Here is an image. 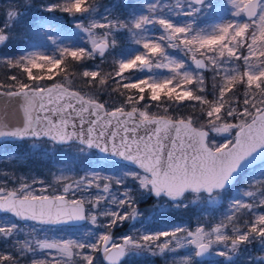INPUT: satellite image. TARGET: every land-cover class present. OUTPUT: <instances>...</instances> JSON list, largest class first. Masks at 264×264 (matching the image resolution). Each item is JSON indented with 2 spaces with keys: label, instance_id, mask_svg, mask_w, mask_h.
Wrapping results in <instances>:
<instances>
[{
  "label": "snow or ice",
  "instance_id": "6c2138e0",
  "mask_svg": "<svg viewBox=\"0 0 264 264\" xmlns=\"http://www.w3.org/2000/svg\"><path fill=\"white\" fill-rule=\"evenodd\" d=\"M32 3L23 0L24 6ZM227 3L233 17L246 19L224 20L225 6L217 0H177L175 11L149 3L147 14L127 20L112 16L109 9L101 14L99 0H41L37 6L50 15L38 21L36 32L55 46L56 54L0 56V67L22 68L21 75L31 81L13 74L0 82V96L23 101L20 121L5 125L8 130L0 128V137L78 143L81 152L98 151L102 168L110 161L122 167L107 175L94 170L75 179L61 176L58 194L37 191L36 181L11 189L0 184V216L48 226L88 221L97 229L83 239H40L33 228L31 239L16 241L13 252H0V264H125L133 256H167L182 249L189 251L179 259L173 255L172 264H231L242 246L258 242L264 247V191L245 192L252 202L234 199L224 218L228 223L221 221L210 231L200 225L194 230L177 225L155 232L116 231L141 217L137 205L145 196L176 209L198 202L215 205L242 169L264 162V0ZM203 12L215 14L218 22L199 27ZM56 13L72 18L69 23L75 34L83 35L84 46H61L62 28L49 23ZM20 15L18 7L7 12L12 23L0 26V46H7L8 29ZM181 16L188 19L173 18ZM157 26L159 35L152 31ZM122 33L134 47L121 48ZM170 49L187 60L174 57ZM109 57L113 70L104 72ZM97 58L100 64L90 68L87 62ZM33 69L47 75H34ZM54 72L64 73L61 82L54 81ZM206 72L212 73V99ZM76 79L87 93L65 86ZM44 80L52 83H38ZM103 94L110 100H103ZM113 96L117 99L111 100ZM153 107L163 114H153ZM172 108L176 116L169 115ZM182 108L191 113L199 109L206 123L184 115ZM154 208L164 210L162 204ZM241 209L249 219L242 228H229ZM17 231V223L0 226V237ZM209 257L223 260L211 262ZM257 259L264 264V256Z\"/></svg>",
  "mask_w": 264,
  "mask_h": 264
},
{
  "label": "rangeland",
  "instance_id": "374dc122",
  "mask_svg": "<svg viewBox=\"0 0 264 264\" xmlns=\"http://www.w3.org/2000/svg\"><path fill=\"white\" fill-rule=\"evenodd\" d=\"M20 0H0L1 7H10L9 11H14V5ZM33 8L36 11L33 13L26 14L25 17L19 19L24 27L27 28L28 36L21 37L17 44V51L15 54H11L8 57H16L26 51H36L43 52L47 55H55L56 49L45 37L37 35L36 25L38 21L45 16L50 14H44L42 10L37 6L41 0H33ZM217 2L223 3L225 6L224 20L233 19H246V17L235 18L231 15L233 11L231 5L227 3V0H217ZM149 3H158L160 5H166L167 8H172L176 10L177 0H144L141 6L136 9L129 10V16L122 17L120 19L127 20L130 19L132 14H147V5ZM99 12L101 14H107L105 9H109L111 15L117 17L114 12V5L111 0H99ZM8 11V12H9ZM44 15V16H43ZM65 14L57 13L51 16L49 23L56 27L59 25L62 28L58 39L61 41V46L78 44L84 46L83 35L75 34L70 23H66ZM70 17V16H69ZM119 18V17H118ZM176 20H187V17H173ZM99 19V16H97ZM72 18L70 17L69 21ZM18 20L15 22L20 23ZM218 22V18L215 14L211 15L210 24ZM200 27V26H199ZM202 27V26H201ZM13 30L14 28L11 27ZM156 35L161 34L159 27H155L152 30ZM32 35V36H29ZM73 35H77L78 39H74ZM126 35V36H125ZM33 37V38H31ZM125 37L128 34L122 33L120 36L121 48L134 47L130 42H125ZM15 38V36H13ZM18 36L16 37V39ZM39 41L42 42L39 46L32 47L29 41ZM73 40V41H72ZM45 43V44H43ZM170 53L177 58L185 59L182 53L176 50H169ZM112 62V57L108 58ZM100 63V59L91 61L88 65L90 68H94L95 65ZM47 67V66H46ZM161 75H168L167 71L164 69L156 70ZM138 76H142L143 73H136ZM206 83L207 90L212 91V73L206 72ZM72 87V86H71ZM243 88V87H241ZM77 89V88H76ZM209 99H212L209 98ZM186 103V102H185ZM231 122V121H227ZM216 139L218 142H223L222 136L217 135ZM54 142L47 139L46 145L42 143H31L30 146L33 150H37L36 158L28 157L26 154L22 155L16 152L8 151L0 154V184L6 185L9 189L13 187H19L21 182L36 183L33 185L34 188L39 191L41 188H45L48 191L45 194H58V189L60 188L61 182L58 180L61 176H69L72 178H79L86 172L91 171H101L102 174H111L113 168L122 167V165L116 162H107L106 168H102L99 164L101 159L100 154L95 150H86L81 152L80 146L76 144H60V147L54 146ZM35 145V146H34ZM3 156L5 158H3ZM255 166V167H254ZM250 167L249 169L243 170L237 177L236 181L233 183L231 188L222 194L219 203L215 205H208L203 202H198L197 204L190 205L188 208H172L167 205L165 201H158L157 198L153 196H145L140 200L137 205L138 210L142 213L141 217L137 220L125 221L124 224L116 229L120 234H133L137 232H155L161 229H171L177 225L184 226L188 229L194 230L198 225L205 227L207 231H210L221 221L228 223L224 218L230 213L229 205L234 199H242L244 202H252V198L244 195L245 192L259 193L264 191V176L261 172L264 171V162H260L256 165ZM129 167H132L129 165ZM43 182L42 184L40 182ZM162 204L164 210L161 212L159 208H154V205ZM261 211V209H257ZM246 209H241L239 213L233 218V223L229 225V228L235 226L238 228L243 227V221L249 219V216L245 215ZM11 223H17L19 226V231H17L10 238L0 237V252L5 254L13 252V246L16 241L23 242L25 239H31L29 233H32L33 228L36 229V238H44L48 236L50 238L56 239H83L85 233L89 231H97L95 226L91 225L90 222L85 221L80 225H73L69 227H58V226H48V225H36L32 222H23L16 220V218L10 215L0 216V226L10 225ZM163 239V238H162ZM189 250L182 249L179 250L177 254H168L167 256H152L147 253L141 256H133L126 258L125 264H172L173 255L179 259L181 256L188 253ZM264 256V247H262L258 242H253L242 246L237 254L233 256L231 264H259L258 257ZM209 261L215 262L217 260H223V258L209 257Z\"/></svg>",
  "mask_w": 264,
  "mask_h": 264
},
{
  "label": "trees",
  "instance_id": "16d2710c",
  "mask_svg": "<svg viewBox=\"0 0 264 264\" xmlns=\"http://www.w3.org/2000/svg\"><path fill=\"white\" fill-rule=\"evenodd\" d=\"M111 1L114 5V12L116 14L118 13L116 16L119 18H122V17L124 18L126 16H129V13H128L129 10L136 9L137 7L141 6L142 3L144 2V0H111ZM33 5H34V1L32 3V6H30V7L24 6L23 0H20L14 5L13 8L14 9H17V7L19 8V11L21 14L20 18H22V17H25L26 14L33 13V11H36V9L33 8ZM9 9H10V7H8V6L0 8V26H3L5 23H12L11 21L8 20V17H7V12L9 11ZM211 15L212 14H209L207 12L201 13L199 18L197 19V25L200 27L201 26L202 27L208 26L210 24V21H211ZM45 17H47V16H45ZM64 18H65L66 23L68 24L70 22L69 21L70 17L66 15ZM19 19H18V21H19ZM22 24H23L22 22H20V23L14 22L13 26H12L14 28V30L12 28L8 29V32L10 34V40L8 41L7 46H0V56H9L11 54L13 55L16 53V51L18 50L17 49L18 48L17 47V44H18L17 41H19L21 37L22 38L25 37V33L27 32V28L24 27V25H22ZM13 36H15V38H13ZM17 36H18V38L16 39ZM27 36H28V32L26 34V37ZM29 36H32V35L29 34ZM73 37H74V39H78L77 35H75V36L73 35ZM31 38H33V37H31ZM129 40L130 39H128L127 37H125V39H124L125 42H127ZM29 43L32 44V47H34V46L36 47V46H39L40 44H42V42L31 41V40L29 41ZM130 43L131 42H129L128 44H130ZM43 44H45V43H43ZM87 64L90 65L91 61H88ZM102 68H103L104 72H111L113 70L111 60L108 59L102 65ZM22 71H23L22 68L19 70H17V69L9 70V69H6L4 67H0V82H4L6 80L7 76L15 74V75L21 76V79L25 80L26 82L31 83V81H27L26 74L21 75ZM33 74L34 75H47V73L45 71L39 70V69H33ZM53 76H54L55 82H61V80L64 76V73L60 72L59 75H56L54 72ZM38 83L50 84V83H52V81L44 80V81H39ZM65 83L69 86H72L74 88L79 89L82 93H87L89 91V89L83 85V83L80 79L69 80ZM208 93H209L208 98H211L212 97L211 91H208ZM239 93L242 96L243 88H240ZM102 99L108 101V100H110V97L107 94H103ZM116 99L117 98L115 96H113L111 98V100H116ZM110 106H111V103H110ZM151 112L153 114H163L162 109L158 110L155 107H153L151 109ZM180 112L183 113L184 115H188L191 113V109L182 108V109H180ZM177 114L178 113H177V110L175 108L169 109V115L176 116ZM191 114L194 115L195 117L200 118V123H206V120L201 117L199 109H197V111L195 113H191ZM231 122H235V121H231ZM37 142L42 143L43 145H46L47 139L41 138V139L34 140L31 138H28L25 140H2V141H0V154H3V152L8 151V153L16 152V153H20L22 155L26 154L28 157L36 158L35 155H37V150H33L31 148L30 144L31 143H37ZM53 144H54V146H57V147L61 146L60 144H56V143H53ZM74 144H76L77 146H80L78 143H74ZM92 150H94V149H92ZM3 158H5V157L3 156ZM254 167H252V168H254ZM249 168H247V169H249ZM60 227H69V226L62 225Z\"/></svg>",
  "mask_w": 264,
  "mask_h": 264
},
{
  "label": "water",
  "instance_id": "95a60500",
  "mask_svg": "<svg viewBox=\"0 0 264 264\" xmlns=\"http://www.w3.org/2000/svg\"><path fill=\"white\" fill-rule=\"evenodd\" d=\"M50 84H48V85H50ZM65 86L68 87L69 90H71V91H80L79 89L71 87V86L67 85L66 83H65ZM81 94H84V93L81 92ZM22 103H23V101L20 98H16V97L9 98L6 96H0V128H3L4 130H8V128H6L5 125L11 126V125L18 124V122L20 121L21 116H22V112L20 110ZM160 115H162V114H160ZM2 140H15V139L0 137V141H2ZM260 162L261 161L258 160L254 165H256ZM245 169H247V168L242 169L240 171V173ZM240 173L237 175V177L240 175ZM235 181H233V183ZM84 222H79L76 225L83 224ZM58 226H62V225H58Z\"/></svg>",
  "mask_w": 264,
  "mask_h": 264
}]
</instances>
